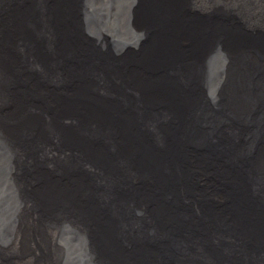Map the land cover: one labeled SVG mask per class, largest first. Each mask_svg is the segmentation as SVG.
Segmentation results:
<instances>
[{
	"label": "water",
	"instance_id": "obj_1",
	"mask_svg": "<svg viewBox=\"0 0 264 264\" xmlns=\"http://www.w3.org/2000/svg\"><path fill=\"white\" fill-rule=\"evenodd\" d=\"M20 40L25 61L13 56ZM1 47L11 86L0 102V237L12 239L18 222L17 186L33 212L59 206L49 190L69 199L43 219L73 239L52 240L57 264L84 251L100 264H264V0H3ZM39 82L48 91L36 97ZM33 104L46 116L18 139L9 127ZM86 107L93 137L79 126ZM138 111L153 128L140 120L124 140ZM66 118L79 147L96 153L91 162L112 173L75 204L79 191L46 176L36 145L39 131L64 137ZM16 146L22 158L37 152L34 175L25 177ZM74 210L89 217L84 236L70 224Z\"/></svg>",
	"mask_w": 264,
	"mask_h": 264
},
{
	"label": "bare ground",
	"instance_id": "obj_2",
	"mask_svg": "<svg viewBox=\"0 0 264 264\" xmlns=\"http://www.w3.org/2000/svg\"><path fill=\"white\" fill-rule=\"evenodd\" d=\"M2 2L3 0H0V5ZM182 42H184V40H182ZM21 43H23L22 40H20L19 44L17 45L18 52L16 54L13 53V56H15L16 59L19 61L20 59L25 61V55H21V54L25 53V48L27 43L24 46H22ZM32 43L34 44L35 42L32 41ZM32 43H31V48H32ZM33 48L34 50H36V47ZM0 50L4 53L8 52L5 49V47H1ZM10 53L12 52L10 51ZM31 54L34 57L35 53L33 51L31 52ZM19 55L20 57H18ZM120 57L123 58V62L125 61L127 62L131 59L128 56L122 54H120ZM1 58L2 57H0V69H1L0 71H2L3 65L9 66L8 63ZM33 63L34 61H32V65L36 67V65H34ZM7 66L6 69H8ZM37 69L41 71V68L38 66ZM10 77L14 78L13 73H11ZM6 79L9 80V77L7 76ZM5 81L6 80L2 78V75L0 73V102L4 97L8 96V93H6L7 89L5 90V88L11 86V84L7 85ZM58 81L59 83L62 82L64 83L65 79L61 77L58 79ZM33 91L35 92L36 97H40L42 95L39 93H42L43 91L46 92L48 90L46 89L45 85L42 84V82H39L37 85H35V89H33ZM75 93H77V91H75ZM21 98H24V96H22ZM61 99L64 101L66 100L65 97H62L60 95H55V100L57 102V105L58 103L59 104L62 103ZM51 101H53V99H51ZM143 101H144L143 99L139 101V105L141 108H143V103H144ZM19 103H20L19 99L15 98L14 104L18 106ZM57 105L54 107V111L55 110L57 111L58 108ZM31 106H32L31 113L29 116L23 117L19 123H17L15 119H13L14 124L16 125H14V129L11 126L9 127V131L12 134H14L16 137H18V139L21 138L19 132L23 131L25 128L28 129L30 127L31 130H34V127H39V124L37 123L42 124V118L44 119V117L46 116V113L44 112L46 109L42 108L41 105L33 104ZM16 110L18 113L26 114L25 108L21 107V105H19V107H17ZM83 111H84L83 114L79 116L82 122L79 125L80 129H82L86 133V135L89 134V137H93L94 124L92 123L91 120L89 121L87 117V115H91V110L88 109V107H86L85 109H83ZM136 113L137 114L133 115L131 118L129 117L128 119L129 120L128 123L129 122L135 123L136 126L134 128L131 126L128 127L127 131L123 134L124 140H130V139L132 140L137 135L139 131L137 128L138 125L137 123L140 122V120L143 121L141 122L142 126L145 125L149 129L153 128L152 123L148 125L146 123L147 121L142 118L146 116L142 114L141 111H138ZM61 123L63 124L62 128L64 131V137L58 138V136H55L54 134H51L47 131L45 132L39 131L36 134L39 137L36 142V145L38 147V154L43 158L41 159L42 164L48 167L46 176H49V178L54 179V184L59 186L61 191L66 190L63 186H69V185L65 180L60 181L61 180L59 176L60 173L57 172L55 168H52L53 167L52 165L57 164L61 170H64V167L67 165H69L66 167L68 168V170L73 169L77 165L78 167H75L76 168L75 172H79V170L82 169V172L79 173V176L73 177L71 181L73 184H76L74 185V187H71L73 188L71 190L79 191L75 193L69 201V203L71 202L72 204H75L77 202H80L81 199H84V197L87 196V190L90 189L89 188L90 185L92 186L94 184H98L101 180L103 181V180L111 179L112 173H102L101 170L97 168V165L91 162L93 160L92 156H94L96 153H92L89 150L84 151L79 147L80 145L78 142L81 139L80 138L81 134L78 133L75 126L69 125L70 122H68L67 118L63 120ZM106 133H108L107 130ZM152 138H153V133L148 135V137L145 139L146 144L150 143ZM16 147L17 148L15 149V151L16 153H18L17 156L18 160H22V161L24 160V163L27 164V166L24 167L25 177L26 176L29 177L28 173H32V175H34V173L32 172L33 170L32 167H36L38 163L36 158H40L37 155V152L35 153L36 156L34 157L29 158L28 155L27 156L25 155V157L22 158L21 157L22 147L21 146L20 147L16 146ZM53 159H56V161L52 162ZM118 162L121 164V158H119ZM83 170L86 173L91 172L92 174H94L95 180L93 181L91 180V178L89 180L86 179L87 174H85ZM58 183H60L63 186H61ZM23 184L24 182L17 181L18 186H22ZM79 184H83L84 186H82L81 188L80 187L77 188L76 186ZM16 188L17 189L15 190V192L18 191L20 199L22 200V202L18 203L16 207L19 212L17 218L18 222L12 225L13 227L12 229H10V236L12 239L10 238L6 239L5 237H0V241L3 240L2 241L3 243L2 244L0 243V264H57L58 261L56 263V261L54 260L55 255L57 253V245H52L51 244L52 240L55 241L59 240V243L61 240H63V244H64L67 242H72L73 239L67 237V239L69 240L66 241V239L63 238L62 236L60 239V235L58 233L59 230L56 229L55 227H51V225L50 226L45 225V223H43L44 222L43 219L49 220L53 218V216L55 217L56 215H58V213H60L61 211L65 210L66 207L64 204L68 203L69 199L67 197H60V196L57 197L56 194L50 192L49 190L50 196L53 197L55 200H57L56 202L58 203L59 206H56V208L50 206L43 207L44 208L43 211L33 212L31 211V209H29V202H30L29 199L27 200L23 199L24 196L22 193H20L21 188L17 186ZM46 191L47 190L43 188L37 187V191H35L34 194L36 195V197H39L41 199L43 193ZM14 209H15V203H14ZM41 212H43L42 218L40 217ZM34 213H38L39 215L37 214L35 215ZM39 217L41 219H39ZM71 218H73V222L71 221L70 224H72L73 227L79 228L80 232L83 233L84 236V234L87 233L86 231H88L89 229V227L85 224L86 221L89 220V217L83 215L82 212L80 213L78 210L77 211L74 210L73 214L71 215ZM100 239L105 240V238L103 237ZM86 240L90 241L91 238L86 237ZM61 249L63 250V248ZM5 255H7V257H5ZM75 264H100V263L96 262L94 259L91 258L90 254L84 251L81 260L76 261Z\"/></svg>",
	"mask_w": 264,
	"mask_h": 264
},
{
	"label": "rangeland",
	"instance_id": "obj_3",
	"mask_svg": "<svg viewBox=\"0 0 264 264\" xmlns=\"http://www.w3.org/2000/svg\"><path fill=\"white\" fill-rule=\"evenodd\" d=\"M35 153H36V151L34 152V153H32V155L30 154V155H28L29 156V158H31V157H34V156H36L35 155ZM54 164V163H53ZM53 167L52 168H55L56 170H57V172H59L60 173V181H63V180H65L67 183H68V185L69 186H63V185H61L60 183H58V184H60L61 186H63L65 189H68L69 187L71 188V187H74V185H76V184H73L71 181H72V178L73 177H77V176H71L68 172H70V173H74L75 171H76V168L75 167H78L77 165L73 168V169H71V170H68V168H66L67 166H69V165H67V166H65L64 167V170H61L60 168H59V166L57 165V164H54V165H52ZM61 172H66V173H61ZM76 173V172H75ZM82 186H84L83 184H79V185H77L76 187L77 188H81ZM71 189H73V188H71ZM5 257H7V255H5Z\"/></svg>",
	"mask_w": 264,
	"mask_h": 264
}]
</instances>
